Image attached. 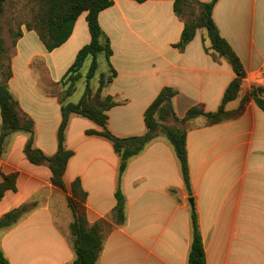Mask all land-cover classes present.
I'll return each mask as SVG.
<instances>
[{
  "label": "crops",
  "instance_id": "1",
  "mask_svg": "<svg viewBox=\"0 0 264 264\" xmlns=\"http://www.w3.org/2000/svg\"><path fill=\"white\" fill-rule=\"evenodd\" d=\"M172 4L170 0H113L99 13L116 71L103 90L116 102L107 112V127L118 137L145 133L144 111L163 87L177 91L172 107L182 119L196 105L216 111L235 77L226 59L205 51L210 42L203 29L183 50L174 46L183 22ZM85 17L83 12L68 40L51 52L34 31L21 27L11 58L9 91L34 121L33 146L47 156L57 151L61 113L57 95L50 94L43 81L47 77L49 83L59 82L79 49L90 42ZM212 17L245 72L238 97L225 106L233 111L253 85H264V0H218ZM23 43L33 45L21 50ZM36 59L42 61L46 77L34 65ZM185 129L190 193L173 148L163 136L130 158L119 180V158L111 144L85 134L99 128L85 118L70 117L64 144L74 155L63 180L67 188L80 180L88 223L102 222L104 242L96 264H188L190 198L198 216L205 264H264V112L249 100L235 119L207 125L200 116ZM27 140L21 132L4 140L0 173L16 172L18 177L16 192L8 191L0 199V218L30 201L37 206L0 232V248L9 264H72L69 193L51 184L49 169L27 161L23 153ZM118 186L125 199L121 225L112 216Z\"/></svg>",
  "mask_w": 264,
  "mask_h": 264
},
{
  "label": "trees",
  "instance_id": "2",
  "mask_svg": "<svg viewBox=\"0 0 264 264\" xmlns=\"http://www.w3.org/2000/svg\"><path fill=\"white\" fill-rule=\"evenodd\" d=\"M7 0H0V156L3 154L4 140L13 133H25L28 140L23 153L27 161L35 166H43L50 171V182L53 186L69 193L66 202L72 214L69 224L75 259L72 264H96L103 248L104 231L102 222L89 224L86 219L85 200L86 193L81 187L79 179H75L66 187L63 175L69 159L74 155L72 150L65 147V134L70 117L78 116L93 122L98 131L87 130L85 134L94 135L107 140L114 153L119 158L118 179L124 173L130 158L138 155L144 148L160 136H163L172 146L176 158L180 164V171L184 186L190 193V175L186 149L185 125L196 117H203L207 125H214L226 120L239 117L245 103L253 100L258 108L264 112V85H253L241 99L240 105L233 111H227V103L235 100L240 92L245 72L238 56L221 37L213 21L212 13L218 0L200 2L199 0H170L172 9L177 18L183 22V29L178 43L174 46L183 50L190 43L196 31L203 29L206 38L210 42L206 52L210 51L213 58H224L230 64L235 74L234 79L226 87L220 105L216 111L207 112L203 105L191 107L184 118L176 117L172 98L177 91L170 87H163L155 99L144 111L145 133L129 137H118L107 127V112L116 106V102L109 95H104L103 90L116 77V71L110 64L113 50L109 38L102 31L98 16L99 13L113 5V0H29V18L20 22L17 31L11 32V46L5 45V39L1 33V18L4 13V4ZM143 3L147 0H134ZM86 12V23L90 34V42L77 52L73 63L63 74L60 81L54 85L59 91L55 94L60 104L61 122L57 130V151L51 155H45L41 150L33 146L34 121L26 113L22 112L17 101L12 97L8 81L12 77L11 48L15 47L17 40L22 36V28L26 31H34L48 52L63 45L72 34L77 18ZM102 55L106 64L107 72L100 73L96 87L91 85L98 66V58ZM39 61V60H35ZM89 67L84 78V91L77 102L70 99L77 90V85L83 78L80 71L86 62ZM53 84V83H52ZM0 199L6 192L17 190L16 172L1 174ZM116 205L112 216L117 225L125 221V199L119 186L115 191ZM37 206L36 201H30L10 210L0 218V232L14 226L19 219L30 213ZM191 243L188 253V264H205V252L198 224V216L194 206L191 208ZM0 264H9L0 248Z\"/></svg>",
  "mask_w": 264,
  "mask_h": 264
},
{
  "label": "rangeland",
  "instance_id": "3",
  "mask_svg": "<svg viewBox=\"0 0 264 264\" xmlns=\"http://www.w3.org/2000/svg\"><path fill=\"white\" fill-rule=\"evenodd\" d=\"M28 1L29 0H7L4 4V13H3V16L1 18V33H2L3 38L5 39V45L7 47L11 46V40H12L11 32L17 31L19 23L23 22L29 18V14H30L29 7H30V5H29ZM28 39H29V37H27L25 39L24 43H26V41H28ZM34 40H36L35 37H34ZM24 43L20 44L21 50H26L30 46L33 45V44H24ZM14 48L15 47L11 48V50H10L11 56L14 54ZM34 65H36L37 67H40L42 69V73L45 75L46 70L43 67L42 61H40V60L36 61L34 63ZM88 67H89V62L87 61L80 71L83 78L78 83L77 90L73 94V96L71 97L72 102H76L81 97V95L84 91V78H85V75L87 73ZM107 69H108L107 64H106L103 56L100 55L98 58V66H97L96 75L91 80L92 86H94V87L97 86L99 74L100 73H106ZM45 77H46V75H45ZM43 84L46 86V89H48L50 91H53V92L59 91V87L57 88L54 84L49 83V81H47V77L44 79Z\"/></svg>",
  "mask_w": 264,
  "mask_h": 264
},
{
  "label": "water",
  "instance_id": "4",
  "mask_svg": "<svg viewBox=\"0 0 264 264\" xmlns=\"http://www.w3.org/2000/svg\"><path fill=\"white\" fill-rule=\"evenodd\" d=\"M189 204H190V206L192 208L193 207V199L192 198L189 199Z\"/></svg>",
  "mask_w": 264,
  "mask_h": 264
}]
</instances>
